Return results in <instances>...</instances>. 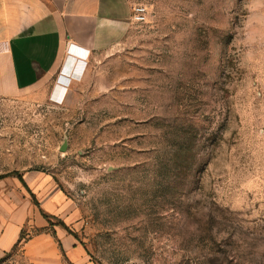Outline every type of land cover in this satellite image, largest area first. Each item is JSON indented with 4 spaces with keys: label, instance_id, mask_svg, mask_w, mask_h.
I'll use <instances>...</instances> for the list:
<instances>
[{
    "label": "rangeland",
    "instance_id": "rangeland-1",
    "mask_svg": "<svg viewBox=\"0 0 264 264\" xmlns=\"http://www.w3.org/2000/svg\"><path fill=\"white\" fill-rule=\"evenodd\" d=\"M126 1L62 103L0 97V177L45 176L74 245L1 264H264V0Z\"/></svg>",
    "mask_w": 264,
    "mask_h": 264
},
{
    "label": "crops",
    "instance_id": "crops-1",
    "mask_svg": "<svg viewBox=\"0 0 264 264\" xmlns=\"http://www.w3.org/2000/svg\"><path fill=\"white\" fill-rule=\"evenodd\" d=\"M130 18L126 0H0V97L52 82L53 98L62 103L84 78L90 56L112 46ZM23 179L29 189L15 177L0 179V260L17 249L33 260H57L55 240L60 253L74 245L55 230L45 232V176L26 174ZM30 224L41 232L26 240Z\"/></svg>",
    "mask_w": 264,
    "mask_h": 264
},
{
    "label": "built area",
    "instance_id": "built-area-1",
    "mask_svg": "<svg viewBox=\"0 0 264 264\" xmlns=\"http://www.w3.org/2000/svg\"><path fill=\"white\" fill-rule=\"evenodd\" d=\"M134 19L137 21V22H142L146 19V9L143 8V7H138L137 9H135V15H134ZM62 75L60 74L59 77H58V80L59 78L61 77ZM57 80V81H58ZM71 85V84H70ZM69 85V86H70ZM66 97V95H65ZM64 97V99H65Z\"/></svg>",
    "mask_w": 264,
    "mask_h": 264
},
{
    "label": "trees",
    "instance_id": "trees-1",
    "mask_svg": "<svg viewBox=\"0 0 264 264\" xmlns=\"http://www.w3.org/2000/svg\"><path fill=\"white\" fill-rule=\"evenodd\" d=\"M7 176H9V175H7ZM7 176H2V177H0V179L1 178H5V177H7ZM18 178H19V180L22 182V184L27 188V189H29L28 188V186L26 185V183L24 182V179H23V177L20 175V174H18V175H16ZM33 200H34V203L37 205V206H39V203H38V201L36 200V198L33 196ZM43 217L45 218V219H48L49 218V216L47 215V214H45V213H43ZM59 225L60 226H62L63 228H65V229H67V227H66V225L63 223V222H59ZM2 263V261L0 260V264Z\"/></svg>",
    "mask_w": 264,
    "mask_h": 264
},
{
    "label": "water",
    "instance_id": "water-1",
    "mask_svg": "<svg viewBox=\"0 0 264 264\" xmlns=\"http://www.w3.org/2000/svg\"><path fill=\"white\" fill-rule=\"evenodd\" d=\"M66 149H67V146H66V145H63V146L61 147V150H62V151H66Z\"/></svg>",
    "mask_w": 264,
    "mask_h": 264
},
{
    "label": "clouds",
    "instance_id": "clouds-1",
    "mask_svg": "<svg viewBox=\"0 0 264 264\" xmlns=\"http://www.w3.org/2000/svg\"><path fill=\"white\" fill-rule=\"evenodd\" d=\"M63 71V70H62Z\"/></svg>",
    "mask_w": 264,
    "mask_h": 264
}]
</instances>
